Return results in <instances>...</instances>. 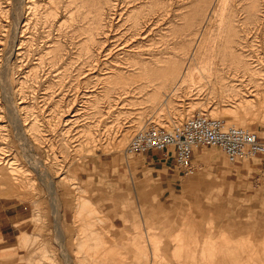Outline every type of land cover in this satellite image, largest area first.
<instances>
[{"label":"rangeland","instance_id":"374dc122","mask_svg":"<svg viewBox=\"0 0 264 264\" xmlns=\"http://www.w3.org/2000/svg\"><path fill=\"white\" fill-rule=\"evenodd\" d=\"M228 3L218 32L216 0H0V264H264L259 159L124 153L194 114L264 136V0Z\"/></svg>","mask_w":264,"mask_h":264},{"label":"built area","instance_id":"2783aa9c","mask_svg":"<svg viewBox=\"0 0 264 264\" xmlns=\"http://www.w3.org/2000/svg\"><path fill=\"white\" fill-rule=\"evenodd\" d=\"M204 147L219 149L231 164L257 158L264 166V136L205 114L191 115L169 129L150 121L132 135L124 153L133 156L157 152L164 158L172 154L175 166L188 173L194 152Z\"/></svg>","mask_w":264,"mask_h":264},{"label":"bare ground","instance_id":"6f19581e","mask_svg":"<svg viewBox=\"0 0 264 264\" xmlns=\"http://www.w3.org/2000/svg\"><path fill=\"white\" fill-rule=\"evenodd\" d=\"M81 1V0H80ZM228 0H216V10L213 11L212 6L208 9V13L206 15V18H208L209 14H213L215 15V17L218 20V29H216V31L218 30V32H221V29L223 28V24L225 23V18L226 17V13H227V5H229V3L227 4ZM84 8V7H83ZM100 19V18H99ZM216 20V19H215ZM141 22V21H140ZM135 23V22H134ZM138 23V22H137ZM141 24H143L141 22ZM226 24V23H225ZM144 25V24H143ZM216 25V26H217ZM140 26V25H138ZM99 27V26H98ZM144 27V26H143ZM137 29V28H136ZM225 29V28H224ZM211 31V30H210ZM215 33V32H214ZM223 33V31H222ZM227 33V32H226ZM209 36V35H208ZM220 37H222V35H219ZM227 36V35H226ZM210 37V36H209ZM213 37V36H212ZM220 37H217V39H219ZM224 37V35H223ZM212 39V38H211ZM215 40L211 41L210 39H203L198 47H197V55L196 53H194L196 56H198L199 54V58H193L195 57V55H192L193 58V62H194V66L193 67H188L186 68V70L184 71V76L183 78V82L187 83L189 85H197V84H201L203 81L205 80H209V78L212 76V74H214L213 70V63H212V59L214 54L216 53V46H215ZM227 42V41H226ZM217 43V42H216ZM225 45V44H224ZM219 48V46H217ZM217 48V50H219ZM229 50V49H228ZM223 51L224 53L227 52V46L223 47ZM234 53V52H233ZM237 57V56H236ZM239 60V59H238ZM172 69V67H171ZM170 70V69H168ZM144 71V70H143ZM183 74V73H182ZM256 76V75H255ZM253 76V77H255ZM177 87V86H176ZM164 103V102H163ZM241 109L243 110V114L245 116H251L253 119H261L262 116H264V102L259 101L258 106L255 105L254 101H246L244 105H241ZM237 113L236 112H230V113H226L225 116L231 117V118H236ZM233 126V125H230ZM236 127V126H234ZM4 158V157H3ZM245 159V158H244ZM243 159V160H244ZM2 160V159H1ZM1 162V161H0ZM4 162V161H3ZM1 162V163H3ZM10 163V162H9ZM12 163V162H11ZM231 164V163H229ZM10 166V165H9ZM13 170V169H11ZM13 175V174H11ZM4 176L3 171H0V178H2ZM16 179V178H15ZM180 236V235H179ZM84 237V236H83ZM80 240V239H79ZM92 240V239H91ZM191 242L193 240H190ZM189 244V243H188ZM192 244V243H191ZM190 245V244H189ZM195 245V243H194ZM95 246V245H94ZM154 246L155 249L154 251L157 252L158 250V246L157 243L154 242ZM192 247V246H191ZM190 248V247H189ZM192 248H194L192 251L197 250V246H193ZM191 248V249H192ZM223 250V249H222ZM194 253V252H193ZM154 258L157 259V255H154Z\"/></svg>","mask_w":264,"mask_h":264},{"label":"crops","instance_id":"0c3cea01","mask_svg":"<svg viewBox=\"0 0 264 264\" xmlns=\"http://www.w3.org/2000/svg\"><path fill=\"white\" fill-rule=\"evenodd\" d=\"M244 163H245V164H248V160H244ZM220 250H222V249H221V248H217V249L215 250V253L222 252V251H220ZM223 250H227V249H223ZM224 252H226V251H224Z\"/></svg>","mask_w":264,"mask_h":264}]
</instances>
